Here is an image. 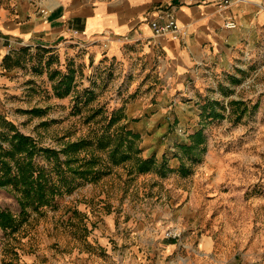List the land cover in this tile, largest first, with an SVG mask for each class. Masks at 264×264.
Wrapping results in <instances>:
<instances>
[{"label":"rangeland","instance_id":"374dc122","mask_svg":"<svg viewBox=\"0 0 264 264\" xmlns=\"http://www.w3.org/2000/svg\"><path fill=\"white\" fill-rule=\"evenodd\" d=\"M69 38L9 57L0 116L62 161L68 142L89 141L74 156L95 157L105 174L25 215L0 190L1 205L16 213L14 227L0 229V264H264V62L251 77L222 79L217 93L197 95L183 110L181 102L170 107L171 95L128 93L113 62L98 63ZM152 99L158 108L145 111ZM208 104L222 118H205ZM112 115L119 120L109 127ZM120 126L140 136L139 157L164 158L172 172L136 173L134 159L112 165L108 153ZM200 129L206 151L195 164L183 156L190 173L181 176L178 146ZM101 140L109 142L105 149ZM36 162L50 171L55 159ZM173 229L176 239L166 236Z\"/></svg>","mask_w":264,"mask_h":264},{"label":"crops","instance_id":"0c3cea01","mask_svg":"<svg viewBox=\"0 0 264 264\" xmlns=\"http://www.w3.org/2000/svg\"><path fill=\"white\" fill-rule=\"evenodd\" d=\"M221 1L13 0L9 6L0 4V85L11 69L5 59L18 49L57 44L70 37L80 40L98 63L104 57L106 63L113 62L128 93L171 95V108L177 102L183 110L190 108L197 95L217 93L222 79L251 77L264 62V0H230L220 8ZM159 11L174 15L179 28L175 39L170 32L153 33L150 21L165 22L158 18ZM228 20L235 22L234 29L224 27ZM183 96L188 97L187 103L182 102ZM158 104L152 99L144 110L155 111Z\"/></svg>","mask_w":264,"mask_h":264},{"label":"trees","instance_id":"16d2710c","mask_svg":"<svg viewBox=\"0 0 264 264\" xmlns=\"http://www.w3.org/2000/svg\"><path fill=\"white\" fill-rule=\"evenodd\" d=\"M8 62L9 58L5 59ZM72 78L65 76L62 84L65 91L61 96L66 95ZM211 109L206 112L205 118H222L223 115L215 112L214 104H208L203 109ZM121 112V111H120ZM205 113V111H204ZM119 120V117L110 118L108 126H112ZM0 124L6 130H0V190L10 195L15 204V211L19 215H25L28 208L48 206L55 199L64 193L74 190L79 181L96 182L105 174L100 168H95L96 159L78 158L74 154L84 150L92 144L87 140L68 142L60 151L66 158L62 161L59 152L42 148L30 137L19 132L16 127L4 121L0 116ZM115 142L109 149L108 158L112 165H120L135 160L132 169L136 173H147L156 171L160 176L172 172L167 167L165 159L158 163L154 157L142 159L140 149H134V142L140 136L125 126H120L114 133ZM109 144V142H108ZM103 141L98 142L99 149H105L108 145ZM179 149L182 156L179 157L180 165L177 172L181 176H187L190 169L183 162L182 157L186 156L190 164L199 163L202 159L205 148V136L200 129L189 136V143L180 144ZM40 155L55 159L52 169L41 167L37 164L36 158ZM53 174V175H52ZM11 212V211H10ZM0 203V229L7 230L14 227L15 221L12 214Z\"/></svg>","mask_w":264,"mask_h":264},{"label":"built area","instance_id":"2783aa9c","mask_svg":"<svg viewBox=\"0 0 264 264\" xmlns=\"http://www.w3.org/2000/svg\"><path fill=\"white\" fill-rule=\"evenodd\" d=\"M240 1V0H237ZM230 3V0H222L219 4L218 7L223 8L226 7ZM42 14H46V11L42 10ZM158 18H163L165 19L164 23H159L157 20H152L150 21V27L155 35H161L165 32H170L172 34V37L175 39L177 37V32H178V25L176 22V19L174 15L171 12L168 11H159L158 12ZM224 27L226 29H234L236 27L235 22L228 20L224 23ZM180 235V231L178 230H169L167 232V237L176 239Z\"/></svg>","mask_w":264,"mask_h":264}]
</instances>
